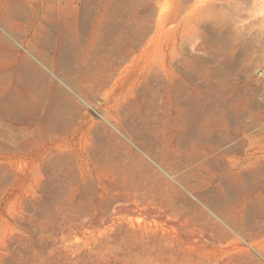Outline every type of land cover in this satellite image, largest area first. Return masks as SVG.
I'll return each mask as SVG.
<instances>
[{
  "label": "rangeland",
  "instance_id": "1",
  "mask_svg": "<svg viewBox=\"0 0 264 264\" xmlns=\"http://www.w3.org/2000/svg\"><path fill=\"white\" fill-rule=\"evenodd\" d=\"M42 1L60 22L73 0ZM23 2L0 0V264H264V0L214 3L221 17L179 44L185 69L166 90L139 79L143 61L112 80L38 64L28 52L54 48L32 38L38 1Z\"/></svg>",
  "mask_w": 264,
  "mask_h": 264
},
{
  "label": "bare ground",
  "instance_id": "2",
  "mask_svg": "<svg viewBox=\"0 0 264 264\" xmlns=\"http://www.w3.org/2000/svg\"><path fill=\"white\" fill-rule=\"evenodd\" d=\"M23 1L24 2L22 3V5H27L28 2L32 3L33 1H38V4H37L38 7L34 8L33 6H30L29 17L26 18L29 20L28 22L32 23V25L35 27L34 29L36 30V31L35 30L33 31L34 33L32 35V38L35 40V42L40 40L41 41L40 44L42 46L43 45L48 46L51 44L49 47L54 48V51L52 50L53 51L52 56H49V58L47 56H45L44 58L42 56L35 57L34 55H32L33 51L32 53L31 51H29L28 52L29 55L38 64H45V63H47L48 65L52 64V67L55 70V72L65 69L64 75L66 74V76L68 77H69V74L74 73V70H73L74 68H78L81 66L88 67L90 65H96V66L98 65L99 67H101V69H104L102 78L106 77L107 79L112 80L114 79V75H117V77H120V75L127 68L143 61L144 63H146V66H145L146 70L139 79H141L144 82L165 84L164 87L162 86L163 88H165V90L168 86L171 87L172 89L176 88V86L178 85L177 83H179L178 82V78H179L178 71H180V69L177 71V68H178L177 65L182 66L184 68L182 60H181L184 57L180 58L179 57L180 54H178V51H177L179 44H182V42L184 41L188 42V40H191L192 38L194 39V37H196L197 35L202 34L200 33L201 32L200 30L207 22H209L210 20H214L218 17H221V16H218L221 13L215 14V12L213 11L214 8L212 7L214 3L218 2V0H73L71 3V7L68 9L69 12L67 14L65 12L58 13V18L60 22H55L53 21V18H52V10L50 9L49 5L46 2H43L42 0H23ZM13 4L14 3H12V5ZM21 7L23 8V6ZM235 7L238 10L237 6ZM14 8H16L15 5H14ZM12 9H9V8L8 10L5 9L4 15L7 11L9 13H12ZM28 9L29 7L27 8V10ZM236 9L233 12L237 11ZM220 12H222V10ZM229 12L231 11L228 10L227 13ZM18 13H21V11L20 12L18 11ZM231 14L233 16V13ZM13 15H14L13 17H15V14ZM228 16L230 17V15ZM3 18L5 17L4 16L2 17V28L3 27L7 28L8 25L3 26L5 25L3 24ZM227 20L228 22L229 20L233 21L232 18L231 19L228 18ZM227 20L225 19V22ZM9 21H10V18H9ZM68 21L80 27V29L82 30V32L81 30H79V32L82 33L80 36H76L75 34H73L72 36L68 35L67 29H66V26H67L66 23ZM231 26L232 25H230V27ZM235 26H236V23H235ZM220 28L222 29V27ZM8 30L10 29L8 28ZM53 30H54V33H52ZM217 30H219V28ZM11 31L9 33H11ZM170 33H172V36L175 37V39L173 38V41L170 43L169 49L166 52L159 53L158 55L154 54L153 52L155 51L153 50L151 51V49L154 46L155 42H157V40L161 38L162 35L170 36ZM216 33L220 35L219 31L218 32L216 31ZM11 36H14V35H11ZM205 36L206 35H204V37ZM228 36L226 38L230 39V36L229 37ZM80 37H83V40H79ZM234 37L236 38V36ZM177 38L181 41V43H178L176 41ZM205 40L206 39H204V42ZM229 41L231 42L233 41V39L231 38V40H228L227 43ZM67 42L70 43V47H68V45L66 46ZM230 42L228 43V46L230 45ZM188 43H191V41H189ZM206 43H204V45ZM40 44L39 46H41ZM181 46L184 47V45H180L179 49L181 48ZM192 50L193 49H191L190 51ZM70 51L74 55L70 56L69 55ZM46 53L43 52V54H46ZM222 53H227V51H224ZM224 55H226L224 56L226 57V61L227 59L231 60L230 59L231 57L228 54H224ZM227 55L229 56V58H227ZM155 57L158 58V61L156 63H152V60ZM187 58L189 57L187 56ZM184 60H187L186 57L184 58ZM187 62L188 61H186V63ZM193 62L195 63V61H192L191 63ZM229 62H232V61H229ZM55 89L57 90V88ZM255 109H258V108L255 107ZM231 111H232L231 113L229 112L227 114L228 118L232 121V123L241 124L242 114L239 113V111H237L236 109H233ZM253 111L252 113L255 112ZM255 116L257 118L256 113H255ZM191 134H193V132ZM236 149L237 148L235 147L234 150ZM215 211H216V215L217 214L219 215L217 216L221 218L222 222L224 223L226 227L231 228L234 231L242 232L241 228H242L243 223L241 222L240 219H237L239 217L235 218L231 213H229V211L228 212L224 211L223 208L221 207H216Z\"/></svg>",
  "mask_w": 264,
  "mask_h": 264
}]
</instances>
